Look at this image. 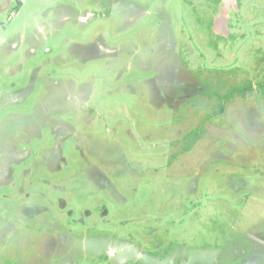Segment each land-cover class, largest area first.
I'll use <instances>...</instances> for the list:
<instances>
[{
    "label": "rangeland",
    "instance_id": "obj_1",
    "mask_svg": "<svg viewBox=\"0 0 264 264\" xmlns=\"http://www.w3.org/2000/svg\"><path fill=\"white\" fill-rule=\"evenodd\" d=\"M139 263L264 264V0H0V264Z\"/></svg>",
    "mask_w": 264,
    "mask_h": 264
},
{
    "label": "trees",
    "instance_id": "obj_2",
    "mask_svg": "<svg viewBox=\"0 0 264 264\" xmlns=\"http://www.w3.org/2000/svg\"><path fill=\"white\" fill-rule=\"evenodd\" d=\"M221 0H216V2H220ZM245 89L241 88V87H236L233 88L227 95L226 98L227 99H231L235 94L239 93V92H243ZM223 110V108H222ZM223 112V111H222ZM139 264H144V263H139Z\"/></svg>",
    "mask_w": 264,
    "mask_h": 264
}]
</instances>
